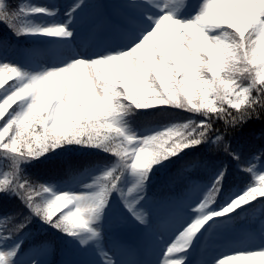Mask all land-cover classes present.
Segmentation results:
<instances>
[{
    "label": "snow or ice",
    "instance_id": "6c2138e0",
    "mask_svg": "<svg viewBox=\"0 0 264 264\" xmlns=\"http://www.w3.org/2000/svg\"><path fill=\"white\" fill-rule=\"evenodd\" d=\"M255 2L71 0L64 23L44 26L28 17L59 8L0 0L8 29L0 35V155L10 161L0 192L23 206L0 217V264H52L56 241L27 228L34 218L83 246L80 264H98L97 255L99 264L264 261V196H245L264 185V148L243 153L247 136L264 138V128L242 132L264 121V52L248 39ZM223 32L234 42H223ZM21 37L50 39L24 47ZM150 106L202 118L140 135L125 117ZM72 142L115 157L84 191L24 174L23 163ZM202 143L224 158L160 163ZM228 160L246 180L230 173ZM112 192L122 205L115 210Z\"/></svg>",
    "mask_w": 264,
    "mask_h": 264
},
{
    "label": "trees",
    "instance_id": "16d2710c",
    "mask_svg": "<svg viewBox=\"0 0 264 264\" xmlns=\"http://www.w3.org/2000/svg\"><path fill=\"white\" fill-rule=\"evenodd\" d=\"M9 2L15 6L16 4H27V0H9ZM7 26L0 22V35L7 32ZM15 39V38H14ZM21 44L26 45V47L31 46L34 42V38L21 37L19 38ZM5 83H8L7 81ZM161 107L166 106H150L146 109L138 110L134 114H130L129 119L130 126L137 131L141 129L148 128L152 125H162L170 121L184 120L186 118L201 119L199 114H193L188 111H182L176 108H169L168 112H161ZM264 128V121L252 120L249 121L246 127L242 130L244 133H253L255 131ZM239 141L234 139L233 146ZM206 145L201 144L193 148L184 149L181 153L171 156L168 159L161 161L160 163L167 166L168 169L176 168L181 160L190 159L192 156L196 155H210L213 159H222V153L208 154L206 152ZM260 148H264V138L259 140L254 139L252 135H248L243 143V153L246 157H250L256 153ZM7 150H0V152ZM115 157L100 149L99 147L86 146L81 144L64 143L55 149L45 153L39 158L30 159L28 162L22 164L24 174L30 177L38 178L44 182L61 183V182H71L75 180L78 173H84L85 169H92L96 165H106L112 163ZM9 158L5 155H0V167L1 171L6 170L9 164ZM229 170L232 175L241 176L244 180L247 177L235 166V163L228 160ZM154 167H158L154 166ZM74 174L69 175V171ZM159 182V173H157L156 178L153 181V188ZM117 193L112 192L110 194V204L112 206H122L120 204L119 197L116 199ZM259 199V197H257ZM116 202H113L115 201ZM23 206L19 204V201L14 196H7L5 193L0 192V217L11 213L17 209H22ZM264 214V212H262ZM238 224H242L243 221H237ZM27 228L32 232H40L42 229H46L43 232L44 236H47L54 241H56L58 247V253L53 258L52 264H58L60 258H68L72 255H85L84 252L80 251V246L78 242H74L72 238L66 237L63 233L58 232L55 229L49 228L44 225L39 219L34 218L33 222L27 226ZM82 235H89L88 232L81 233ZM28 241H25L27 244Z\"/></svg>",
    "mask_w": 264,
    "mask_h": 264
},
{
    "label": "rangeland",
    "instance_id": "374dc122",
    "mask_svg": "<svg viewBox=\"0 0 264 264\" xmlns=\"http://www.w3.org/2000/svg\"><path fill=\"white\" fill-rule=\"evenodd\" d=\"M70 3H71V0H27V4L28 5L46 6V7L50 8V9L59 8V12H57V14L55 16L39 15V16H30V17H28V19L34 24L44 25V26L51 25V24H54V23H64L66 21V19H67V17L64 15V13H65V10L67 9V7L69 6ZM153 7L155 8V5ZM189 15H193V14H189ZM219 27L223 28V27H226V26H219ZM218 30H219L218 28L214 29V31H218ZM34 39L35 40H34L33 44L40 45V46H45L50 38L41 37V38H38V39L37 38H34ZM58 39H67V38H58ZM22 45L24 47H26V45H24V44H22ZM14 79L15 78H13V80ZM7 82L11 83L12 81H7ZM148 128H151V126H149ZM137 132L140 133V135L144 134L141 131H137ZM111 164L112 163H108L106 165H104V164L96 165L92 169L88 170L89 174H85L83 176L76 177L75 180H73L71 182H61V183H56V184L58 185V187H60L61 190H63L64 188H67V187H71V188H73L76 191L77 194H79L80 192L84 191L81 188V184L82 183H89L91 181V176L92 175L99 174L102 170H104L105 167L111 166ZM0 171H1V167H0ZM125 183H127V180L125 181ZM118 197L119 196L117 194L116 199ZM113 202H116V200L113 201ZM112 207H113V210H115L116 208L121 207V206H116L115 205V207L114 206H112ZM90 226L91 227H95V222H92ZM194 236H195V234H194ZM94 251L95 250L93 249V252ZM182 251H185V250H182ZM96 260H97V262L99 264V262L102 260V257H99L97 255L96 256ZM58 264H75V263L70 262V261H66V260H61ZM233 264H240V262L239 261H234ZM256 264H264V262L257 261Z\"/></svg>",
    "mask_w": 264,
    "mask_h": 264
},
{
    "label": "clouds",
    "instance_id": "9594fccd",
    "mask_svg": "<svg viewBox=\"0 0 264 264\" xmlns=\"http://www.w3.org/2000/svg\"><path fill=\"white\" fill-rule=\"evenodd\" d=\"M249 20L256 22V26L249 33L248 39L250 46L256 47V44L259 43L262 52H264V0H256V2L251 5ZM222 38L223 42H225L226 44L234 42V37L231 33L223 32ZM236 67L238 69H242L245 67V65H243L242 62H236ZM5 107H7V105L0 107V115L3 114ZM130 114H134V112ZM245 196L246 198L248 196H251L253 199L258 196H264V185H260L256 192L246 193ZM261 251H264V249H262ZM233 262H230V264H233Z\"/></svg>",
    "mask_w": 264,
    "mask_h": 264
}]
</instances>
